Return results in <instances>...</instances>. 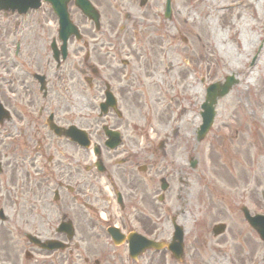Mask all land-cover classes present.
Masks as SVG:
<instances>
[{"label": "flooded vegetation", "instance_id": "af4514ba", "mask_svg": "<svg viewBox=\"0 0 264 264\" xmlns=\"http://www.w3.org/2000/svg\"><path fill=\"white\" fill-rule=\"evenodd\" d=\"M27 1L0 0L5 6L0 8V224L11 226L18 217L22 223L14 227L16 234L42 236L39 231H47L45 235L53 237L61 235L60 222H71L76 239L67 245V260L47 264H167V250L149 248L132 257L124 238L163 237L173 232L174 225L181 227L183 243L193 254L208 247L210 240L218 244L222 235L203 239L196 218L186 222L188 202L179 193L171 196L175 174L184 181L179 182L183 186L179 192L186 195L189 184L171 159L176 145L166 139L162 148L150 147L147 135L128 122L123 126V115L110 107L100 115L107 95L120 111L137 106L134 88L145 91L139 68L150 67V56L155 68L161 55L158 42L146 36L148 29L122 12L126 3L133 2L87 0L97 14L95 20L81 11L77 0H65L68 26L59 35V19L50 4L42 2L26 11L12 6ZM146 76L150 79L152 73ZM148 84L150 90V80ZM51 126L58 127L60 135ZM107 127L123 130L130 142L124 143L121 133L119 146L107 148L103 131ZM64 131L72 133L68 137ZM139 140L144 147H137ZM90 143L98 147L96 156ZM180 159L177 155L176 161ZM169 164L174 168L168 169ZM162 179L167 184L161 195L164 224L150 217L158 211L155 184ZM30 220L50 223L47 229L38 223L33 232L27 228ZM186 224L194 231L192 241L186 238ZM234 225L229 233H237L238 246H248L241 222ZM7 232L12 233L10 227ZM11 242L19 247L17 241ZM18 252L15 261L7 255L9 264H19ZM74 256L77 260L70 261Z\"/></svg>", "mask_w": 264, "mask_h": 264}, {"label": "rangeland", "instance_id": "374dc122", "mask_svg": "<svg viewBox=\"0 0 264 264\" xmlns=\"http://www.w3.org/2000/svg\"><path fill=\"white\" fill-rule=\"evenodd\" d=\"M116 3L119 4V1ZM150 4L151 9L146 11L145 18L148 21L161 20L160 29L153 31L145 21L136 19V22L150 31V34L146 33L147 36L158 39L160 48H156L159 53L163 46H167L168 50L157 59V67H151L155 58L150 56V67L139 68V72H143L140 76L145 83V91L134 88L138 105L123 109V126L130 120L145 125L150 116L145 132L155 135L154 143L162 141L164 134L177 127L175 138L168 141L169 145H176L171 159L176 160L177 155L181 156L180 161L175 162V167L183 169L190 184L186 187V195L183 190L179 192L178 187H183L179 182L184 181H178L181 175L175 174L171 196L179 193L188 202L185 206L186 222L198 216L197 211L200 210V222L203 228H207L219 220L228 219L229 214H237L235 207L240 201L247 203L253 212L264 213V0H259L257 4L250 0H171L169 20L161 18L163 0H152ZM158 10L159 16L155 13ZM122 11L131 12L135 17L143 16V11L127 3ZM242 19L248 23L245 33L250 34H247L251 39L249 45H244L238 38ZM214 27L221 33L222 47L212 37L211 29ZM202 33H206L208 38V43H203V46L198 42V36H202ZM158 36L165 39L164 43ZM139 63L141 66L145 64L141 59ZM166 63L171 64L169 71L164 69ZM151 73L153 85L147 90L150 79L146 75ZM227 75L233 76L237 82L225 96L217 100L213 124L198 142L195 130L200 124L199 111L205 88L211 82L223 81ZM123 135L124 143L128 144L131 136L126 132ZM235 136L239 139L235 140ZM169 150L173 153V148ZM216 155L218 167L213 161ZM191 159L197 161L194 169L189 167ZM210 159L213 164H210ZM170 168H174V165L169 164ZM232 202L233 207H229ZM158 207L160 212L161 207ZM21 223L17 217L11 226L7 222L0 224V230L4 229L0 243V264H9L7 255L15 261L16 252L22 247L26 248L21 234H16L14 229ZM38 223L47 229L50 221L30 220L27 228L35 232ZM187 224L186 238L192 241L194 231ZM235 226L232 224V228ZM9 227L11 234L7 232ZM46 232L39 231L42 235ZM225 236L230 243L231 237ZM237 237L233 234L234 241L238 240ZM11 241H17L20 248ZM256 242L254 255L264 264V247L258 240ZM82 248H85V244ZM235 248V254L231 252L232 262L249 264L251 253H246L239 246ZM202 249L205 250L194 253L191 258V252L187 251L186 262L205 264L204 261L213 263V260H217L216 264H226L222 253L228 249ZM23 258L21 250L17 253V263L23 262ZM73 258L76 260V257ZM55 260L64 263L67 260L66 253H36L33 260L25 264H47ZM172 263L171 260L167 261V264Z\"/></svg>", "mask_w": 264, "mask_h": 264}, {"label": "bare ground", "instance_id": "6f19581e", "mask_svg": "<svg viewBox=\"0 0 264 264\" xmlns=\"http://www.w3.org/2000/svg\"><path fill=\"white\" fill-rule=\"evenodd\" d=\"M251 2H254V3H258L259 2V0H250ZM241 24H242V26H240V32H239V34H238V38H241V40H242V42H243V44L244 45H249L250 43H251V39L249 38V36L248 35H250V34H246L245 32H247V31H245V27L248 25V23L246 22V21H244V19H242L241 20ZM211 32H212V37H213V39L218 43V44H220V46H221V33H220V31L219 30H217L215 27L214 28H212L211 29ZM198 38H199V45H201V46H203V43L205 44V43H208L207 42V34L206 33H202V36H198ZM222 47V46H221ZM248 47V46H247ZM226 56V58H227V53L226 52H224V57ZM240 141H242L241 139H240ZM216 166L218 167V165L216 164Z\"/></svg>", "mask_w": 264, "mask_h": 264}, {"label": "water", "instance_id": "95a60500", "mask_svg": "<svg viewBox=\"0 0 264 264\" xmlns=\"http://www.w3.org/2000/svg\"><path fill=\"white\" fill-rule=\"evenodd\" d=\"M231 82H226L224 86L221 88H216L213 92L209 93L207 99L209 104H207L208 108L212 109V104L215 102V98L221 96L227 92ZM261 236L264 238V231L261 229Z\"/></svg>", "mask_w": 264, "mask_h": 264}]
</instances>
